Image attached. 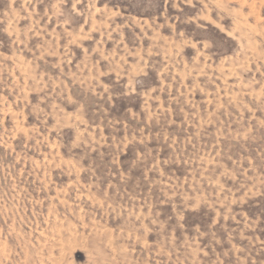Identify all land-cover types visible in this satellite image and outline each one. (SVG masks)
<instances>
[{"label": "rangeland", "instance_id": "1", "mask_svg": "<svg viewBox=\"0 0 264 264\" xmlns=\"http://www.w3.org/2000/svg\"><path fill=\"white\" fill-rule=\"evenodd\" d=\"M0 264H264V0H0Z\"/></svg>", "mask_w": 264, "mask_h": 264}]
</instances>
